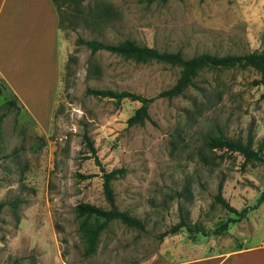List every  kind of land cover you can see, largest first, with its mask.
I'll return each instance as SVG.
<instances>
[{"label": "rangeland", "instance_id": "374dc122", "mask_svg": "<svg viewBox=\"0 0 264 264\" xmlns=\"http://www.w3.org/2000/svg\"><path fill=\"white\" fill-rule=\"evenodd\" d=\"M57 9L65 49L52 118L40 124L17 105L2 124L0 264H167L205 258L206 247L223 254L240 240L259 242L264 203L223 229L237 216L215 198L221 191L238 211L254 207L264 193V163L208 146L217 136L255 150L264 145V88L253 85L258 73L204 70L182 96L152 103L151 121L130 127L139 102L99 99L87 89L152 99L177 83L181 69L92 55L76 41L131 40L187 59L264 53V0H59ZM10 100L5 91L0 116ZM102 168L126 171L112 183L117 206L144 229L114 221L86 257L75 209L86 203L108 209ZM176 226L184 228L163 237Z\"/></svg>", "mask_w": 264, "mask_h": 264}, {"label": "trees", "instance_id": "16d2710c", "mask_svg": "<svg viewBox=\"0 0 264 264\" xmlns=\"http://www.w3.org/2000/svg\"><path fill=\"white\" fill-rule=\"evenodd\" d=\"M57 7L59 0H52ZM170 0H147L149 4L167 3ZM182 1V0H179ZM202 2L204 0H201ZM58 10V9H57ZM61 25V21L59 22ZM62 26V25H61ZM62 30L63 27H60ZM76 45L85 47L92 55L98 53H109L122 57L126 60H132L138 64H146L155 62L175 68L181 69V76L177 83L169 90L159 94L156 98H145L131 92H114L110 90L87 89V95L94 96L99 99H110L117 102L131 100L139 102L141 107L136 111L135 115L128 120L130 127L144 126L148 121H151L150 106L158 99L173 100L182 96L190 87L194 85V79L204 70H221V69H252L259 75V79L253 82L254 86L264 88V53H251L243 56H224L218 57L210 54H202L187 59L182 53L160 52L149 47L139 46L137 43L126 40L118 45L105 44L97 40L87 41L83 38H78ZM7 91V87L0 82V97ZM18 104L17 100H10L5 104L6 113L0 116V156L2 145V124L7 115ZM87 146L94 158L97 159V151L89 138H86ZM209 148L213 150H226L233 153H239L247 162H263L264 163V145H261L258 150L252 148L251 144L244 145L242 142L231 141L222 136L211 138L208 142ZM98 163H100L98 161ZM100 165V164H99ZM103 194L108 206V209L97 207L92 204H79L75 209V216L79 221V230L85 243V256L90 257L96 251L101 234L107 229L110 223L120 221L122 224L142 231L144 229L141 220L131 215L129 212L120 211L117 206L116 193L113 188V181L125 175L123 169L106 172L103 168ZM216 202L222 205L229 212L235 214L237 219H231L224 224L223 229H227L230 224H235L245 219L250 211L258 210L264 203V193L259 198L254 207H247L242 211H238L232 207L220 193L216 196ZM5 204L0 202V216L3 213ZM184 226H176L171 231L164 234L163 237L169 235H177L181 232ZM192 233V230L189 229ZM220 231L216 234H219Z\"/></svg>", "mask_w": 264, "mask_h": 264}, {"label": "crops", "instance_id": "0c3cea01", "mask_svg": "<svg viewBox=\"0 0 264 264\" xmlns=\"http://www.w3.org/2000/svg\"><path fill=\"white\" fill-rule=\"evenodd\" d=\"M59 22L52 0H0V82L40 124L51 120L61 86L65 41ZM246 241L234 251L206 247L205 258L167 264H264V237L252 244L250 238L249 246Z\"/></svg>", "mask_w": 264, "mask_h": 264}]
</instances>
